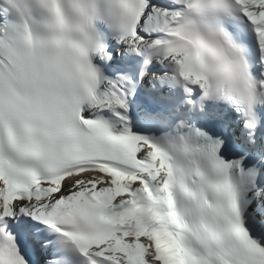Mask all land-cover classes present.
Masks as SVG:
<instances>
[{
  "label": "snow or ice",
  "instance_id": "1",
  "mask_svg": "<svg viewBox=\"0 0 264 264\" xmlns=\"http://www.w3.org/2000/svg\"><path fill=\"white\" fill-rule=\"evenodd\" d=\"M109 40L141 57L135 81L93 64ZM224 45L255 77L231 105L255 146L264 0H0V264H264V148L249 166L183 119L149 137L128 115L145 78L202 112Z\"/></svg>",
  "mask_w": 264,
  "mask_h": 264
},
{
  "label": "clouds",
  "instance_id": "2",
  "mask_svg": "<svg viewBox=\"0 0 264 264\" xmlns=\"http://www.w3.org/2000/svg\"><path fill=\"white\" fill-rule=\"evenodd\" d=\"M206 80L201 90L204 101L247 105L255 77L243 54L228 45L213 47L205 56Z\"/></svg>",
  "mask_w": 264,
  "mask_h": 264
},
{
  "label": "bare ground",
  "instance_id": "3",
  "mask_svg": "<svg viewBox=\"0 0 264 264\" xmlns=\"http://www.w3.org/2000/svg\"><path fill=\"white\" fill-rule=\"evenodd\" d=\"M145 83L147 84V81H145ZM148 113L155 114L152 109ZM129 118L132 121V123H131V130H132V132L134 134H139V135L149 136V137H152V136H154V137H160V136L164 135L165 133L172 132V129L174 128L173 126L169 125V123L167 122V125H168L166 127L168 129L167 132H162L161 129H160V127H153V126H150V125H146L144 127V130L142 131V133H138V132L135 131L134 124H133L135 122L137 116H129ZM159 119L160 120H164L163 118H159ZM153 125H155V124H153ZM237 142H238L239 145L237 147H235L236 149H234V150L236 151V153H237L238 156H242L243 155V151H245L248 154H251L253 156H256L258 154V152L260 151V149L261 148H264V145L262 144V141L257 142V145L255 147H251L250 146L251 149H248L247 148L246 141H244L242 138L237 139ZM233 145H234V143H233Z\"/></svg>",
  "mask_w": 264,
  "mask_h": 264
}]
</instances>
